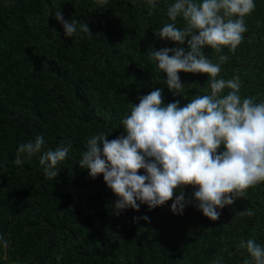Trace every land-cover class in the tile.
I'll return each mask as SVG.
<instances>
[{"label": "trees", "instance_id": "trees-1", "mask_svg": "<svg viewBox=\"0 0 264 264\" xmlns=\"http://www.w3.org/2000/svg\"><path fill=\"white\" fill-rule=\"evenodd\" d=\"M175 2L155 0L152 8L148 0H0V237L9 242L0 246V264H215L218 258L219 264H255L239 245L254 239L264 248V182L218 208L216 221L197 209L193 186L183 187L182 214L171 211L178 187L162 206L149 210L141 204L138 211L114 215L117 197L103 176L92 179L79 166L93 135L106 132L112 140L126 134L121 120L140 97L162 89L163 106L179 101L183 107L211 94L206 75L179 72L184 88L175 96L150 60L151 49L188 51L187 38L177 45L156 36L172 22L167 10ZM253 3L234 51L224 47L217 53L207 46L202 51L213 63L227 56L217 79L239 77L241 99L260 103L264 0ZM59 11L65 21L86 23L92 36L78 26L66 37L55 20ZM175 23L182 30L186 22L178 16ZM38 135L45 141L42 151L22 154L17 165L19 145ZM62 141L71 143L70 151L57 165V177L49 179L40 157ZM246 209L254 215H237ZM144 216L149 219H140Z\"/></svg>", "mask_w": 264, "mask_h": 264}, {"label": "clouds", "instance_id": "clouds-1", "mask_svg": "<svg viewBox=\"0 0 264 264\" xmlns=\"http://www.w3.org/2000/svg\"><path fill=\"white\" fill-rule=\"evenodd\" d=\"M148 2L155 8V0ZM254 8L253 0H176L168 8L172 22L156 36L177 45H184L187 38L188 51L183 47L151 49L150 60L166 75L164 84L175 96L184 88L179 72L206 75L211 94L198 95L183 107L179 101L163 106L162 89L153 90L135 106L131 104L130 115L122 118L125 135L109 140L108 133L100 132L87 141L79 166L92 179L103 176L117 197L114 215L127 208L138 211L141 204H147L149 210L162 206L178 187L181 191L171 211L182 214L187 203L183 187L193 186L198 188L192 196L197 209L216 221L218 208L231 206L248 188L264 182V102L256 103L253 97L241 99L239 77L217 79L228 57L219 55V62L213 63L202 51L205 46L217 53L224 47L234 51L247 31L244 17ZM178 16L186 22L182 30L175 23ZM55 20L62 24L66 37L76 34L78 26L80 32L92 36L86 23L65 21L61 11L55 13ZM225 89L229 91L221 96ZM44 144L42 135L20 144L15 163H22V154L31 157L40 153ZM221 146L224 150L218 152ZM70 148V142L65 145L62 141L55 150L44 151L39 163L49 179L57 177V165L66 159ZM140 170L145 174H138ZM237 215L251 217L254 211L246 209ZM8 243L0 237V246L6 248ZM239 247L246 248L255 264H264V248L254 239L242 241Z\"/></svg>", "mask_w": 264, "mask_h": 264}]
</instances>
